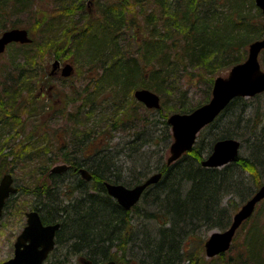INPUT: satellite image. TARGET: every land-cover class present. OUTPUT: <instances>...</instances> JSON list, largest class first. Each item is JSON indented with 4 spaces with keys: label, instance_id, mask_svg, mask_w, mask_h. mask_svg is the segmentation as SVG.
<instances>
[{
    "label": "trees",
    "instance_id": "obj_1",
    "mask_svg": "<svg viewBox=\"0 0 264 264\" xmlns=\"http://www.w3.org/2000/svg\"><path fill=\"white\" fill-rule=\"evenodd\" d=\"M246 1L118 0L115 6L105 10L102 20L90 23L86 32L79 33L73 44L67 39V46L71 52L75 54L87 52L88 54L84 53L87 60L101 67L98 81L92 83L91 88L86 87L80 93L75 91L72 95L74 100H78V96L79 99L83 98V103L67 116L69 121L74 123L69 130L80 140L73 137L72 141L78 142L70 147L72 151L70 149L64 151L68 146L56 144L55 148L60 156L47 159L62 160L71 170L52 174L47 173V168L45 170L40 166L38 175L37 167L34 172L31 165H28L30 162L21 161L23 169L25 168L23 177L29 186L23 187L12 196L3 210V214L7 210L13 211L16 207L14 205L16 196L24 193L32 196L26 206L38 211L44 224L60 223L56 233V246L44 264H104L109 260H115L118 264L117 253L112 256L107 253L110 251L111 243L121 237L120 230L133 241L127 248L128 251L126 249L124 253L121 252L125 255V264H132L133 254H139L138 250L145 256L143 260L137 259V262L142 264H204L201 261L202 256L201 260L192 256L187 258L193 240L198 237V247L201 250L206 234L227 228L238 208L264 184L261 178L264 177V104H257L264 93L249 99L234 98L212 123L199 132L197 138L202 136L200 142L196 138L191 151L167 165L163 160V153L171 142V132L166 122L167 112L189 113L193 108L188 106L183 93L177 91L175 92L178 96L177 104L170 107L166 113L163 111L165 103L162 105L161 100L159 109H146L134 99L132 91L149 89L161 95L162 100L166 101L162 94L168 91L167 82L176 75L174 71L178 63L187 69L204 67L208 72L218 71L224 67L229 69L238 64L245 53L246 44L261 39L264 33L260 10L255 6L254 0H248V7H245ZM66 2L68 0H60L58 5L62 7ZM129 2L136 7L131 17H127ZM30 3L31 0H0V29L3 17L6 18L4 23L10 22L7 17L13 10L21 13ZM251 11L254 14H250ZM66 17L67 13L65 16L63 14L51 18L42 31L43 36L46 35L51 42L56 43L55 36H62L69 28V25H65ZM11 24L10 27L14 28L13 22ZM123 30L128 36L129 44L125 45L124 49L113 45L120 40L118 34ZM63 36L66 37L67 34ZM123 40L125 38L120 42ZM33 45L34 40L31 38L30 44H11L8 47L22 49L17 52L18 57L14 60L21 57L25 65L29 63L35 65L40 61V59L37 61V58L41 57L43 50H36ZM53 45L49 44L51 48ZM44 57L45 55L41 59ZM44 68L41 67L42 71H38L40 74H36L39 79L29 85L28 79L24 75L21 76V73L18 74L16 79L12 80L21 82L22 87L17 84L7 92L5 100L0 94L3 101L0 102L1 133L13 130L19 136V130L25 124L20 125L18 120H12L8 116V111L10 108H21L27 117L33 114L32 112L36 110L33 107L36 105L33 104L36 97L30 98L32 101L28 103L30 107H27V111L24 106H20L18 98L22 92L30 94L36 81H47L50 78ZM81 94H84L83 97ZM237 107L239 115L236 117L234 110ZM248 109L257 117V122H254L256 119L253 120L257 124V135L252 131L249 136L252 140V143L249 142L250 156L241 159L239 155L236 162L219 168L201 166L202 156L211 152L215 141L236 136L235 131L232 132L230 128L224 126L229 124L230 120L235 122V117L240 120L248 113ZM95 110L99 112H94ZM59 111L60 115H64L63 109ZM81 112L88 114L85 120L89 119L90 114L94 117L98 112L96 122L99 126L96 127L101 129L96 133L95 129L91 132L100 142L97 143L99 148L92 153L93 155L87 157L79 155L83 150L85 136L81 133L80 125L86 123L76 117L80 116ZM127 116L130 128L120 130L124 132L125 137L123 135L118 141H114L118 125L125 121L126 119L122 121V118ZM250 116L247 118L245 115L247 123L252 120ZM110 128L114 132L113 135L109 134ZM36 129L34 127L33 132ZM36 141H30L27 156L38 152L37 149H33ZM89 141L91 142L87 145L91 144L94 138ZM70 142L71 140L68 143ZM46 147L45 145L43 148ZM10 150L7 151L9 152L7 155L14 152L13 148ZM128 161L131 164L129 170L125 164V162L128 164ZM14 169L13 164L0 159V176L3 172ZM78 169L86 170L98 181L97 193L85 191L88 187L76 172ZM124 172L128 173V176L123 177ZM155 172L161 173L160 179L146 188L141 196L140 205L136 204L131 210H138L136 218L140 220L137 224L140 232L129 231L128 225L133 218L131 212L125 211L106 195L101 181L123 183L130 187L141 183ZM43 175L46 178L41 179ZM234 201L237 202L236 205L233 204ZM149 205L151 209L148 211L145 206L148 208ZM144 217L159 222V227L155 225L148 230L147 225L150 222L144 221ZM113 228L114 233L106 235ZM239 230L244 233L240 242H238L240 233L237 234ZM237 232L230 250L233 253L227 256L228 250L209 258L208 263L264 264V199L256 205L251 217L241 224ZM135 244L138 250L135 249L133 253L131 247L133 248ZM126 254L131 257L126 259ZM79 256L81 260L78 259ZM190 260L193 261L190 263ZM146 261L148 262L145 263Z\"/></svg>",
    "mask_w": 264,
    "mask_h": 264
},
{
    "label": "rangeland",
    "instance_id": "obj_2",
    "mask_svg": "<svg viewBox=\"0 0 264 264\" xmlns=\"http://www.w3.org/2000/svg\"><path fill=\"white\" fill-rule=\"evenodd\" d=\"M117 1L118 0H73V1L68 0V2H66V5L60 7L58 5V2H60V0H31V3L25 7V10L23 12L17 13L15 12V10H13L14 13L13 12L10 13V16L7 17V19H10V22L4 23L6 18L3 17L2 19L3 21H1L3 24H2V28L0 29V34L2 31L12 29L10 26H12L11 23L13 22L14 28L27 30L28 36L34 40L33 47H35L36 50L37 49H39V51L40 49L43 50L41 57L37 58V61H39L40 59V61L37 64L33 65L29 63L31 65L29 64L25 65V62L21 59V57L19 59L14 60L15 57H18L17 52H20L22 49L20 48L15 49L12 46H11L12 48L8 47L11 44H17V43H11L6 46L5 50L0 54V94L1 96L3 95L4 100L8 94L7 92H9L17 84H19L22 87L21 82L19 83L18 81L16 82V80H12V78L16 79V77L20 73H21V76L24 75V77L28 79V85L31 84L32 81L39 79L37 78L38 76H36V74L39 73L38 71L41 70L40 69L41 67H45L44 71L47 72L50 78L47 79V81L41 80L44 82L36 81L35 84L32 85L33 89L30 94L22 92L21 95L19 96L18 98L19 104L21 107L24 106L26 111L28 110L27 107H30V104L28 103L32 101L30 98L32 96L36 97V101L33 102V104L36 103V105L33 106L36 108V110L32 112L33 114L31 116L27 117L24 114L25 112H23L21 108H16V109L10 108L8 111V116L11 117L12 120H18L19 121L18 123H20V125H23V124L25 125H23L21 130H19V136L16 135L13 130L4 131L3 133H1V130H0V148H2L3 150L0 152V159H3L5 162L9 164L16 165V168L13 171L7 170L3 172L0 176V179L5 174H10L14 183L18 187L20 186L23 188L25 186L26 187L29 186V183H27V181L23 178V173H24L23 171L25 169V168L23 169V163L21 162L23 160L25 161L27 160V163L30 162V164L28 163V165H31L34 172H35V167H37L38 169L40 166H42L45 170L48 169L47 173H49L50 169H52L55 166H60V165L67 166L66 162H63L62 160L55 159V160H49V162H47V159L48 157L52 158V157L60 156V154L58 153V150H56L55 148L56 144L57 145L59 144L62 146H68L64 150V151H68L70 147H73L75 142H78L75 140L72 141L75 134L71 133L69 128L72 127L74 123L73 121H69L67 116L69 112L75 111L74 109H76L78 106H80L83 103V98L79 99V96H78V100H74L72 98L73 92L77 91L80 93L86 87L91 88V86L95 82L98 81L97 80L99 78L98 75L101 74V70H100L101 67L96 66V63L87 60L88 58L86 57V54H84L87 52L76 53V54L71 52L70 47L67 46L68 44L67 39H68V42L73 44V42L77 40L76 36L79 33L86 32L89 29L88 27L90 23H94L95 21L102 20L103 18L102 14L105 12V10L107 8L109 10L110 8H112V6H115ZM123 1H130V0H123ZM247 1L245 4L246 5L245 7H248ZM135 9L136 7L132 6L131 3L128 4L127 5V10H128L127 17H131L132 15H134ZM219 12L224 13V11H219ZM65 13H67L68 15V17L64 19V21L67 20V23L65 25H69V28L67 32L62 34V36H55L56 43H53L51 42V39L47 38L46 35L43 36L44 32L42 31L44 30L45 25H47V22L51 20V18L56 17V15L59 16V15L64 14L65 16ZM250 14H254L253 11H251ZM63 29L64 28H62V30ZM124 33H125V30L121 31L118 34V36H120V40L122 38H125V40L121 42L119 40L117 43H114L113 45H118L122 49L125 48L124 47L125 45H129L128 36L127 34H124ZM65 34H67L66 36L67 38L63 36ZM57 37H59V39ZM263 37H264V33L262 34L261 38ZM119 42L120 44H118ZM50 43L51 45L54 44L52 48L49 46ZM249 44L250 42L246 44V47L244 48L245 53L243 54V58L240 60L239 63L243 62L247 58ZM18 45H21V44L18 43ZM33 47H32V50H34ZM127 48H129V46ZM112 50H113V47H112ZM44 55H45L44 59H41ZM56 59L60 60L62 65L67 64V63L72 65L73 70L70 76L62 77L60 71L57 74H51V72H53L52 63ZM258 60H259L261 70L264 71V49L261 50V52L259 53ZM41 61H43L44 63ZM40 63H42L44 66L39 65ZM230 68L227 69L224 67V68H220L218 71L212 70L213 72H208V70L205 69L204 67H201L199 69H192V68L187 69L183 67L181 63H178L176 67V71H174L176 75L173 76V78L169 79L170 81L167 82V86L169 89L166 93H169V92L170 93L162 94L165 97L166 101L162 100V98L160 97L161 95L157 94L160 97L162 105L163 103H165V106H163L164 113L169 111L170 107L177 104L178 96L177 94H175V92L177 93V91L180 93H183V95L185 96V101H187L188 106L192 107L193 110L207 103L211 98V90H212L214 79L218 76L226 77ZM209 87H210V91H209ZM135 90L136 89L132 91V95ZM105 91H107V88ZM83 95L84 94H81L80 96L83 97ZM253 97H245L244 99H249ZM67 99L69 100V102ZM18 100L16 101V103H18ZM258 101L259 102L257 104H264V96H262ZM0 102H3L2 99H0ZM60 109H63L64 115H60L61 114L60 113L61 111H59ZM96 111L99 112V110H95L94 112ZM234 111H235L234 114L237 117L239 115L238 107ZM98 112L94 114V117L92 116V114H90L88 120H85V117L88 114H84L81 112L80 116L78 115L76 116L78 119H83V121L86 122L85 125H80L81 133H83L85 136H84V142L82 143L83 150H82V153L79 152V155L83 154L84 156L87 157L91 155L92 153H94V151L97 148H99V144H97L98 142H100L99 138H95L96 136L93 135L94 133H91L93 129H95V133L97 130H101L96 127V126H99L96 122L98 120L97 119ZM247 112L248 113L245 114L246 117L248 118L251 115L250 118H252V120L248 121V123L246 121L245 115H243L240 120H237V118L234 116L236 120L235 122L237 123H235L234 120L232 122L230 120V123L224 126V128L225 127L230 128L232 132L235 131L237 133L236 136L233 138H235V140L241 143V146L239 149V155L241 159L245 157L248 158L250 156V151H251L250 143H252L251 142L252 140L249 139V136H251L252 131L256 132V135H257V124L254 123V122H257V117H255L252 114L251 109H248ZM173 113H180V112H173ZM173 113L167 112L166 118H168ZM180 114H183V113H180ZM12 115H15L16 117ZM120 117L118 118V120L120 119ZM128 118L129 116H127L126 118H122V121L125 119L126 120L121 122L118 125L117 131L114 134V138H113L114 141H118L119 140L118 138L123 137L124 132H121L120 130H125V129L128 130L130 128V126L128 125L130 120H128ZM254 119L256 120L253 122ZM12 120L10 119V121ZM166 122H167V119H166ZM252 122L253 124L250 125ZM18 123H17V126L19 125ZM39 125L43 126L42 130H41L42 126H39ZM253 125L256 127H254ZM1 126L2 124L0 125V129H1ZM139 126H141V123H139ZM34 127H36L37 129L33 132ZM85 127H87L86 130H84ZM65 132L67 133L66 135L63 134ZM109 132H110L109 133L110 135L111 134L113 135L114 133L113 130H111V128L109 129ZM125 133H127V131ZM76 138H77V135L75 136V139ZM92 138H94V141L91 144L87 145L88 143L91 142L89 141V139H92ZM201 138L202 136L197 138L199 142ZM69 140H71L70 143H68ZM76 140H80V138ZM30 141H33V142L36 141V144H34L33 149L34 150L37 149L36 152L37 151L38 152L36 154L32 153L28 155L29 156L28 158L27 151L30 148ZM171 143H172V140L169 143L166 151H164L163 153L164 155L163 160L165 161V163H166L167 157L170 155L169 146ZM205 144L206 142L203 143V145ZM45 145L47 147L43 148ZM9 146L14 149V152L7 155L9 153L7 152L9 151V148H10ZM70 151H72V148L70 149ZM152 151L154 152V143L152 146ZM189 151L185 153H188ZM3 155H6V157H4ZM206 155L207 154H204L202 157L206 158L209 154L207 156ZM30 157L34 159H31ZM154 161H156V158H154ZM125 164L128 165L127 169L129 170V166H131L130 161H128V164L127 162H125ZM138 170L140 169H137V171ZM152 174L153 173H151L150 175ZM38 175H39V169H38ZM126 176H128V173L124 172L123 177H126ZM40 178L44 179L46 178V176L43 175ZM261 178L264 181V177H261ZM126 187H128L127 184H126ZM31 199H32V196H29L24 193L17 195L15 198V203L17 205L14 208V210L11 212L7 210L1 217V220H0V262L9 259L13 254L14 241L17 235L19 234L22 226L25 224L24 214L25 212H28L31 210L29 206H26V203L28 201H31ZM140 203L141 202L138 201L137 205L138 204L140 205ZM233 204L236 205L237 202L234 201ZM240 204L241 203H239L238 206H240ZM150 206L151 205H149L148 208L147 206H145V208L149 211L151 209ZM132 208L134 207H131L129 211L131 212L130 213L131 217H133L132 218L133 222L132 223L130 222V224L128 225V230L129 231L137 230L138 232H140V229H137L138 221H140L139 218H136L138 210L131 211ZM144 221L150 222L147 225L148 230H151V228L155 227V225L160 224L157 221H150L149 218L146 219L145 217H144ZM142 229L143 227L141 228V231ZM238 233H240L238 237V242H240L244 233L241 232V230H239L237 234ZM208 235L209 233L206 234V239ZM231 249H232V243L230 245V248L228 249L229 251L228 250H227L228 252L226 251L227 256L233 253L232 251H230ZM131 250H133L132 247H131ZM126 255H127L126 259L128 257H131L129 254H126ZM133 255H134V259L132 261V264H142V263H138L137 259L143 260L145 256H143L142 253L133 254ZM191 256L192 258H196L198 260L202 256L203 260L201 259L200 260L203 261L204 264H210L207 262L209 261V258L205 256L204 246L202 247L201 250L198 247V237H196L195 240H193L191 247L189 248V255L187 258H190ZM113 261L115 263V260ZM116 261L118 262V264H125V255H123L122 253H118L116 257ZM192 261L193 260H190V263ZM147 262L148 261H146L145 263Z\"/></svg>",
    "mask_w": 264,
    "mask_h": 264
},
{
    "label": "water",
    "instance_id": "obj_3",
    "mask_svg": "<svg viewBox=\"0 0 264 264\" xmlns=\"http://www.w3.org/2000/svg\"><path fill=\"white\" fill-rule=\"evenodd\" d=\"M255 6L260 10L264 19V0H254ZM264 29V22L262 24ZM31 39L25 29L12 28L0 34V54L11 43L27 44ZM264 49V37L252 41L248 45L247 58L233 65L226 77L218 76L214 79L210 100L195 108L189 113H173L167 118L170 127L172 143L169 146V156L166 164H171L181 155L192 149L197 134L210 124L225 107L237 97H253L264 92V71L261 70L258 56ZM59 62L55 60L52 68H56ZM72 66L65 64L61 69V75L68 77L72 73ZM133 97L148 109H159V96L149 89H136ZM239 141L235 139H221L213 144L210 154L201 161V166L217 168L228 163L236 162L239 157ZM68 166L60 165L50 169V172L59 173ZM79 173L84 177L88 172L80 169ZM161 177V173H155L146 178L142 183L133 187H125L121 184L105 183L107 194L114 198L124 209L134 206L145 189L155 184ZM10 174H5L0 179V218L5 199L16 192L12 185ZM264 199V184L261 185L233 214L230 224L221 231H212L204 241V253L207 258H213L226 252L233 241L236 231L241 224L251 217L256 205ZM59 225H42L37 211L26 213V225L16 237L13 244V255L0 264H44L48 253L53 249L54 236ZM106 264H114L109 261Z\"/></svg>",
    "mask_w": 264,
    "mask_h": 264
},
{
    "label": "flooded vegetation",
    "instance_id": "obj_4",
    "mask_svg": "<svg viewBox=\"0 0 264 264\" xmlns=\"http://www.w3.org/2000/svg\"><path fill=\"white\" fill-rule=\"evenodd\" d=\"M58 62H59V65L56 67V68H52V71L53 72H51V74H57L59 71L61 72V69H62V67H63V65L61 64V62H60V60H58V59H56ZM62 76V75H61ZM63 77V76H62ZM68 166V168L66 169V170H64L63 172H65V171H69V170H71V168H70V166L69 165H67ZM74 170V169H73ZM79 170L80 169H78V171H76L77 173H78V175L81 177V179L84 181V183H86L87 184V189H85V191H87L88 193H91V194H94V193H97L96 191H97V185H98V181L93 177V175H91L89 172H88V176H82L80 173H79ZM75 171V170H74ZM49 173H52V174H54L53 172H50L49 171ZM59 173H62V172H59ZM57 174V173H56ZM145 180V179H144ZM101 184H102V186H103V189H104V192L106 193V195L107 196H109L108 194H107V190H106V187H105V182L104 181H101ZM110 184H114V183H110ZM119 184V183H118ZM121 185H123V184H121ZM13 186L16 188V192L14 193V194H10L6 199H5V204H6V202L8 201V200H11V198H12V196H14V195H16L17 193H18V191H20V189H23L22 187H18L14 182H13ZM125 186V185H124ZM126 187V186H125ZM130 187H132V186H130ZM144 193V192H143ZM143 193H142V195H143ZM141 195V196H142ZM110 198H112L111 196H109ZM113 200H115L114 198H112ZM140 199H141V197L139 198V200L138 201H140ZM137 201V202H138ZM115 202L117 203V201L115 200ZM5 204H4V206H5ZM118 204V203H117ZM137 204V203H136ZM135 204V205H136ZM14 205H17L15 202H14ZM119 205V204H118ZM134 205V206H135ZM120 206V205H119ZM121 207V206H120ZM133 207V206H132ZM131 209V208H130ZM130 209H128V210H125V211H129ZM32 210H34V211H36L35 209H31L30 211H32ZM38 212V211H37ZM26 213L27 212H25V224L22 226V228H21V230H20V232L22 231V229L24 228V226L26 225ZM39 214V213H38ZM40 220H41V218H40ZM41 222H42V225H54V224H58L57 222L56 223H47V224H44L43 223V221L41 220ZM59 228L60 227H58V229L56 230V232H55V236H54V246H53V249L48 253V255H47V257L49 256V254L54 250V248H55V239H56V233L58 232V230H59ZM20 232H19V234H20ZM18 234V235H19ZM17 235V236H18ZM80 258V259H79ZM47 259V258H46ZM78 259L79 260H81V257L79 256L78 257ZM46 261V260H45ZM111 262H113L114 263V261L113 260H110ZM45 263V262H44ZM107 262H105L104 264H106ZM115 264V263H114Z\"/></svg>",
    "mask_w": 264,
    "mask_h": 264
},
{
    "label": "bare ground",
    "instance_id": "obj_5",
    "mask_svg": "<svg viewBox=\"0 0 264 264\" xmlns=\"http://www.w3.org/2000/svg\"><path fill=\"white\" fill-rule=\"evenodd\" d=\"M3 32V31H2ZM1 32V33H2ZM10 150V149H9ZM11 151V150H10ZM204 159V158H203ZM202 159V160H203ZM201 160V161H202ZM47 162H49V161H47ZM16 164V163H15ZM48 164V163H47ZM200 164H201V162H200ZM13 167H15L16 168V165H13ZM159 173V172H158ZM149 176V175H148ZM24 178V177H23ZM105 183H111V182H108V181H104ZM119 184H123V183H119ZM82 194V193H81ZM112 199V198H111ZM113 200V199H112ZM114 202H115V200H113ZM113 202V203H114ZM133 222V220L131 221V223ZM58 225H59V227H60V223H58ZM114 228L113 229H111L110 230V233H108V234H106V235H111V234H113L114 233ZM120 233H121V237L119 238V240H118V238H116L114 241H113V243H111V245H110V251L108 250V255L109 256H112V255H114L115 253H121V252H125V250L128 248V247H130L132 244H133V241H132V239H131V237L130 236H126V235H123L122 234V231L120 230ZM108 244V243H107ZM134 247H133V253H134V250L136 249V251L138 250L137 249V246H136V244L135 245H133ZM115 250V251H114ZM127 251H128V249H127ZM139 251V250H138ZM137 251V253H140V252H138ZM98 258V257H97ZM110 261V260H109ZM99 262V261H98ZM86 264V263H85Z\"/></svg>",
    "mask_w": 264,
    "mask_h": 264
}]
</instances>
